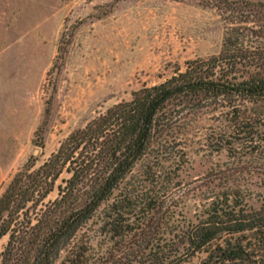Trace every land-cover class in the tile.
<instances>
[{
    "label": "trees",
    "instance_id": "16d2710c",
    "mask_svg": "<svg viewBox=\"0 0 264 264\" xmlns=\"http://www.w3.org/2000/svg\"><path fill=\"white\" fill-rule=\"evenodd\" d=\"M204 2L224 25L216 54L132 91L12 176L0 194V264H88L90 238L78 234L98 212L126 249L121 264H196L198 254L197 264H264V187L252 188L264 183V2ZM201 129L205 150L227 161L188 181L187 146Z\"/></svg>",
    "mask_w": 264,
    "mask_h": 264
},
{
    "label": "rangeland",
    "instance_id": "374dc122",
    "mask_svg": "<svg viewBox=\"0 0 264 264\" xmlns=\"http://www.w3.org/2000/svg\"><path fill=\"white\" fill-rule=\"evenodd\" d=\"M204 1L0 0V194L25 163L43 162L98 112L184 70L188 59L216 54L224 25ZM204 133L187 146L188 181L227 161L224 152L205 150ZM244 159L250 166L251 158ZM66 176L45 201L57 196ZM196 202H187V218H194ZM102 219L98 212L78 234L90 238L88 264H121L126 249L102 231ZM7 239H0V252Z\"/></svg>",
    "mask_w": 264,
    "mask_h": 264
}]
</instances>
